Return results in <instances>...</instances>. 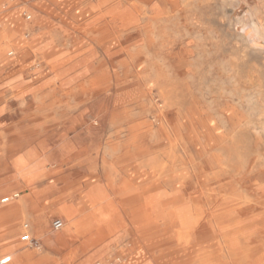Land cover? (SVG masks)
<instances>
[{"label":"rangeland","instance_id":"374dc122","mask_svg":"<svg viewBox=\"0 0 264 264\" xmlns=\"http://www.w3.org/2000/svg\"><path fill=\"white\" fill-rule=\"evenodd\" d=\"M40 1L50 3L51 0L26 3L19 0L20 6L25 7L20 18L25 21L32 13L31 18L37 19L31 35L33 55L17 63L16 50L15 54H7L13 51L10 47L3 52L4 61L0 62V204L16 201L19 197L1 202L15 192L21 195L28 192L18 183L4 188L19 171L46 174L47 181L54 180L59 172L74 168L83 170L95 166L98 172L105 173L104 166H123L127 150H133L138 144L155 150L156 159H162L168 146L160 133L145 132L136 141L126 133L121 139L113 140L114 127L109 124L111 114L121 116L126 112V121L119 120L123 127L129 123L128 116L130 120L142 119L143 122L151 120L157 112H164L176 124L178 112H191L193 100L204 112L231 110L241 114L235 128L222 116L223 130H234L237 137V142L226 148V156L234 162L239 160L241 167L235 199L240 204L251 205L239 213L236 226L232 225L239 230L231 240L235 248L254 247L259 249L258 254H264V0H114L126 10V30L118 29L113 23L105 26L109 19L97 20L101 6L78 4L76 12L93 9L82 20L69 25L59 12L61 4L52 6L56 12L43 9ZM256 24L260 25V33ZM103 33L115 41L114 51H124L114 65L104 57L98 43ZM120 59L123 60L119 62ZM91 83H102L107 89L101 93L92 92ZM99 112L107 117L101 126H96L94 119ZM145 130L146 126L142 128ZM235 147L239 158L233 153ZM107 171L113 172L111 168ZM254 183L258 187L251 194L248 189ZM57 191L55 197L59 196ZM248 193L251 201L246 203L244 197ZM33 202L29 217L20 216L9 225L20 227L12 244L31 250L37 247L21 238L26 231L25 223L30 229L33 227L30 216L44 215L54 233L62 230L53 229V221L62 218L66 225L68 217L58 206L52 205V195L35 197ZM215 214L212 210L210 219ZM211 227L218 228L214 223ZM122 234L126 235L125 229L112 234L113 238L118 237L114 243L126 244V238L120 237ZM38 236L31 234L39 246L42 240ZM66 241L67 238L60 239L55 249L47 247H55V243L44 245L45 253L56 260L55 264H78L81 259L68 261L64 258L62 249ZM0 244V248L7 246ZM176 246L172 238L143 244L146 259L152 264L160 258L168 262L175 254L173 251L165 253L164 248L172 250ZM212 252L217 260L235 264L223 258L218 248ZM105 259L108 264L122 263L119 253H112L109 258L98 257L93 264ZM124 259L123 262H128L126 257ZM48 263L46 260L42 264Z\"/></svg>","mask_w":264,"mask_h":264},{"label":"bare ground","instance_id":"6f19581e","mask_svg":"<svg viewBox=\"0 0 264 264\" xmlns=\"http://www.w3.org/2000/svg\"><path fill=\"white\" fill-rule=\"evenodd\" d=\"M23 1L26 3L29 0ZM57 4H61V7L58 8L59 12L63 14V20L69 25L74 21L82 20L85 17L84 15L95 8L94 6L92 9H85L81 13L76 12L75 9L78 5L76 0H51L50 3L42 2L41 7L49 11H56L57 9H53L52 6ZM20 5L19 0H0L1 63L4 61L3 52L7 48L13 47V51H7L8 55L15 54L14 50H16L17 63L25 61L34 52V40L31 39V35L37 19L35 16L32 19L31 17L33 16H30L32 13L28 14L29 12L27 13L29 17L27 14L26 16L30 20L32 19L31 21L28 18L25 21L21 19L20 12L25 7ZM98 6H101L100 9L102 8V11L98 12L97 20L109 19L106 21L105 26L108 27L109 24L113 23L118 29L126 30V10H124V7L118 3H101ZM8 10L10 11L6 12ZM255 26L256 30L259 31L258 33H260V25L256 24ZM98 43L101 46L102 54L107 60H110L112 65H114L115 59L122 57L124 54L123 50L114 51L115 41L107 33L100 34ZM123 59L118 61L121 62ZM101 84L91 83L92 92H104L107 88L102 87ZM125 113L123 112L121 116L116 114H111L110 116L109 124L114 127V132L112 131L113 134L111 136L114 138L113 140H119L124 134L128 133V136L133 141H136L145 132H158L165 138L168 146L163 158L156 159L154 155L157 152L155 150L152 151L150 147L146 148L138 144L133 146V150H127L126 163L123 166L118 168L104 166L105 173L98 172V168L95 166L88 167V169L84 168L83 170L74 168L72 171L59 172L55 175L54 180L47 181L45 179L46 174L38 175L37 173H32L33 171H19V174L11 178V180L21 177L18 184L24 188L21 187L24 191L28 192L23 195V199L20 198L19 201L22 205L20 208L11 210L2 208V204H0V243L7 245L6 247L3 246L4 248L1 247L0 251H9L11 255L17 252V245H14L15 243L12 244L11 240L20 227L18 225L10 227L9 225L13 223L14 219L20 218V216H28L34 205L33 198L47 194L53 197L52 205L58 206L59 210L68 216L66 219L67 223L62 230V236L111 239L113 238L112 234L115 235L118 230L125 229L126 235L122 234L120 237L126 238V245L123 249H118L121 258L124 259L126 257L128 259L125 264L143 263L147 257L143 244L150 245L167 238L174 239L177 246L172 250L164 248V252L170 253V251H173L175 255L168 262H165V260L160 261L162 260L160 258V260H157L158 264H220L213 254L202 246V240L204 235L209 232L204 228H208L209 224L211 225L212 223L218 227L219 221L223 220L225 215L231 217V221L239 222V217H236L239 213H220V209L223 208L225 211L227 208L230 211L236 207L249 206L248 204H240L235 199L234 192L236 185L239 183L237 177L241 167L238 163L239 160L234 162L226 156V148H230V143L237 142V137L234 134V130H223L222 126V116H224L232 124V128H235L240 121L241 114L231 110H228V112H204L192 100L191 112H178L176 124L172 123L164 112H157L152 116L151 120H143V122H141L142 119L130 120L131 118L128 116L127 120L129 123L123 127L122 124H119V120L126 121ZM106 117V114L99 112L94 119L96 126H101L106 121ZM144 126H146L147 130L142 131ZM113 140H110L111 144H114ZM113 146H116V144ZM104 148L103 150H105ZM118 152L121 153V151ZM233 153L238 158L240 157L237 147L234 148ZM35 162L37 163V161ZM110 168L113 171L112 173L107 171ZM119 177L122 178L121 181H118ZM257 187L256 183L251 184L248 191L253 194V189L257 190ZM56 191L59 193L58 197H55ZM250 193L244 197L246 203L251 201ZM112 194L117 195V197L114 198ZM117 198L119 199L118 201ZM212 210L216 211V214L210 219L209 214ZM30 219L33 224L32 229H28L30 234L33 233L32 230L36 229L38 230V237L49 235L46 229L47 220L44 215L35 214L30 216ZM163 228H166V230H162ZM114 237L113 240L117 241L118 237ZM227 248L229 249L228 254L226 252L221 254L223 257L228 258L234 255L235 252L230 251L231 247ZM251 250L252 248L248 246L240 247L243 261L248 258ZM243 263L248 264L246 262ZM260 264H264V261H261Z\"/></svg>","mask_w":264,"mask_h":264},{"label":"crops","instance_id":"0c3cea01","mask_svg":"<svg viewBox=\"0 0 264 264\" xmlns=\"http://www.w3.org/2000/svg\"><path fill=\"white\" fill-rule=\"evenodd\" d=\"M76 2H77V4H81L83 6H89L90 5V6L94 7L95 5H99L101 3H106V4L114 3V0H76ZM86 9H92V8H86ZM16 180H18V181H16ZM16 183H20V179L16 178V179H12L10 181H7V183H5L6 185L4 186V188L6 189V187L8 185H13ZM1 190H2V188H1ZM15 194L13 193V195L8 197L9 201L11 202L16 197H19V199H17L14 202H11L9 204H5V205L3 204V205H1V207L6 208V209H11V210L20 208L22 205H21V202L19 200H20V198L23 199V195L19 194V192H16ZM1 202H3V201L1 200ZM246 207H248V206H245L243 208L236 207L234 210H230V211H228L227 208L224 211L222 208L219 210V212L220 213H223V212L240 213ZM236 217H238V216H236ZM58 219H62V218H58ZM230 219H231V217H227L225 215L224 219L219 221L218 228L215 227V229H212L210 224H209L208 228L205 227L204 229L205 230L208 229L209 232L207 233V235L206 234L204 235L202 246L209 253H212V254H213L212 250L218 248L221 256H222V254H221L222 252H226V254H228L229 249L227 247H231L230 251L235 252V254L231 255V257H228V258L223 257V256L222 257L225 258L226 260L233 261L235 264H244L243 262H246L248 264H260L261 261L263 262L264 261V255L258 254L259 249H257V248L254 249V247H252L251 253L249 254L248 258L244 261L242 260V255L240 254V248H235L236 245H234V242L231 240V238L233 236H235L239 230V229H235V227L232 228V225L236 226L235 223H238V222L231 221ZM64 224H65V221H64ZM64 227H65V225H64ZM63 228L60 230H63ZM31 229H32V227H31ZM46 229L48 230L47 232L49 235L46 237H39L42 240V243H41V245L37 246V248H35L34 250L28 249L24 246L17 245V249H16L17 252L16 253H12V255L10 253H2V254H8L11 256V261L9 264H11L13 261L15 262L14 264H42L46 260L49 262L48 264H55L54 261H56V260H54V259L52 260L51 256L48 253H45L44 245L47 246V245H52L55 243V247L47 246L50 249H55L58 246V243H59L58 241L62 238H67V240H68L65 243H63L64 248L62 249V251L64 252V254H63L64 258L68 261H72V260L75 261L76 259H81V261L78 264H93L94 261L98 257H104L105 256V257L109 258V255H112V253H114V254L118 253L119 252L118 249L121 250L126 245V244H123L121 246L120 244H117L118 242L114 243L115 241L113 239H112V242L109 243L108 238L61 236V235H63L62 231L59 233H54L49 229L48 220H47ZM60 230H57V231H60ZM32 231H33L32 234L38 235V230L34 229ZM58 236H59V238H58ZM122 239L124 240V238H122ZM229 244H230V246H228ZM111 245H113V246L111 247ZM239 254H240V256H239ZM124 260L122 259L121 264H125V262H123ZM218 261L220 262V264H226L225 261L222 262L221 259H219ZM143 263L144 264H151L150 262H148L147 259ZM143 263H141V264H143ZM100 264H108V263L106 262V259H105ZM155 264H158L157 260L155 261Z\"/></svg>","mask_w":264,"mask_h":264},{"label":"built area","instance_id":"2783aa9c","mask_svg":"<svg viewBox=\"0 0 264 264\" xmlns=\"http://www.w3.org/2000/svg\"><path fill=\"white\" fill-rule=\"evenodd\" d=\"M29 17V16H28ZM9 199L8 197L3 199V202H8ZM64 221L62 219H56L53 222V228L55 230H60L64 227ZM24 229L26 230L23 235H22V240L28 244L34 245V246H38V241L36 239H34L33 237H31V234L28 232L29 229V224L25 223L24 224ZM11 261V256L8 254H0V264H9Z\"/></svg>","mask_w":264,"mask_h":264}]
</instances>
